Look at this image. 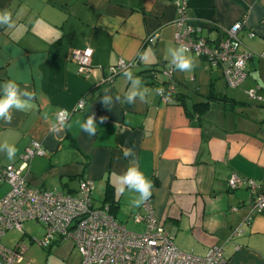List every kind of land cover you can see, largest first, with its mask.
<instances>
[{"label":"crops","instance_id":"crops-1","mask_svg":"<svg viewBox=\"0 0 264 264\" xmlns=\"http://www.w3.org/2000/svg\"><path fill=\"white\" fill-rule=\"evenodd\" d=\"M186 11L209 39L221 35V26L245 19L239 35L251 51L247 74L230 88L220 66L189 52L197 66L190 72L173 69L176 98L165 104L156 90L165 76L154 80L149 71L168 64L169 49L176 47L172 0H0V13H10L13 22L11 28L0 25V85L15 79L35 93L30 110L14 111L11 124L0 121V143L17 149L12 160L0 151V162L17 165L25 146L37 141L46 154L34 155L22 170L29 185L74 194L79 180L89 178L94 200L132 224L138 193L118 190L119 176L133 159L123 151L132 148L140 171L152 181L156 215L178 248L203 256L220 244L225 264H264V209L246 221L248 189L227 184L235 173L253 178L264 191V0H188ZM151 32L157 33L155 42L144 43ZM85 46L93 49L87 77L76 73L70 57ZM138 56L129 70L149 89L147 102L105 106V89L123 98L130 87L123 74L99 84L107 66ZM255 87L260 99L247 94ZM194 95L205 99L194 101ZM80 100L83 106L67 121L71 126L54 131L56 111L73 109ZM204 101L205 109L194 107ZM90 115L95 136L76 123ZM8 188L0 182V196ZM236 228L239 234H233ZM25 239L37 243L40 236L24 231L12 245H26ZM24 263L36 264L26 257Z\"/></svg>","mask_w":264,"mask_h":264},{"label":"built area","instance_id":"built-area-1","mask_svg":"<svg viewBox=\"0 0 264 264\" xmlns=\"http://www.w3.org/2000/svg\"><path fill=\"white\" fill-rule=\"evenodd\" d=\"M177 17L174 20V41L176 46L186 45L189 52L204 57L211 65L222 69L228 87L235 88L245 79L246 65L251 51L243 46L240 32L245 27V19L240 18L230 26H221V35L209 39L200 34V27L189 20L186 8L188 0H172ZM248 36L252 30L246 29ZM157 33L151 32L144 43L153 44ZM93 49L90 46L75 48L71 51V59L76 63V73L87 77L91 70ZM264 55V54H262ZM139 56L132 60L120 58L115 64L107 66L106 74L99 84L112 81L118 75L130 69ZM173 67L159 64L149 71L154 80L159 73L165 80L157 83L158 94L165 104L173 103L177 93L176 83L172 79ZM257 88H250L247 94L252 99H260ZM158 93V92H157ZM83 106L80 100L73 109H66L70 116ZM61 108L56 111L55 117ZM69 116V118H70ZM68 118V119H69ZM46 150L37 141L30 142L20 154L17 165L0 162V182L9 186L7 192L0 196V264H25L24 257L27 246L17 242L12 247L2 244L1 238L8 230L23 233V224L34 220L43 226V235L36 242L48 247L51 242L74 239L81 253L80 264H225L226 258L220 244L211 245L203 256L183 251L173 241V234L159 221L152 196L143 203L132 217L140 230L128 229L125 223L117 220L107 203H97L93 198L94 183L89 178H81L74 194H64L57 190H43L29 185L22 175V170L34 155H45ZM231 189L245 186L249 191V209L245 216L250 221L254 214L264 209V191H258V183L250 177L231 174L227 179ZM233 207V210H238ZM240 228L233 230L239 234Z\"/></svg>","mask_w":264,"mask_h":264},{"label":"clouds","instance_id":"clouds-1","mask_svg":"<svg viewBox=\"0 0 264 264\" xmlns=\"http://www.w3.org/2000/svg\"><path fill=\"white\" fill-rule=\"evenodd\" d=\"M0 25H6L7 27H13L11 14L8 12L0 13ZM169 55L171 57L170 64L174 70L181 72H190L196 66L197 62L189 54V49L186 45H179L169 49ZM125 78L130 81V87L124 94L123 98L120 95L110 94L109 89H105V94L101 97V102L105 106L113 105L115 103L120 104H134L137 99L141 102H147V95L149 89L142 86L141 78L135 76L133 72L126 69L123 72ZM158 94L163 93V89L157 90ZM35 98V93L27 88H21L20 84L15 79H9L0 85V121H4L6 124H11L13 120L14 111H27L30 110L32 102ZM70 113L66 109L59 111L56 117V122L53 124V130H59L67 124ZM102 122V121H101ZM81 131L87 133L89 136H95L97 133V124L94 115H90L87 119L77 120ZM0 151L7 154L9 160L14 159L16 155V147L13 144L7 142L0 143ZM124 158L132 157L130 166L126 171L119 176V192L123 194L125 190L138 193V197L133 199L132 205L134 207H140L145 203L152 195L153 184L142 171H140L137 163L135 152L132 148H127L123 151Z\"/></svg>","mask_w":264,"mask_h":264},{"label":"rangeland","instance_id":"rangeland-1","mask_svg":"<svg viewBox=\"0 0 264 264\" xmlns=\"http://www.w3.org/2000/svg\"><path fill=\"white\" fill-rule=\"evenodd\" d=\"M204 99L201 96H193L194 101ZM132 224L135 225L133 222ZM132 224L130 222L126 223L127 228L131 230H138L140 228L138 225H135L137 227H133ZM23 230L30 236H40L41 238V235H43V226L34 220L24 222ZM19 237V231L10 229L2 236L1 242L10 247ZM24 241L28 247L25 254L26 260L32 258L36 264H80L81 262V253L72 238L55 240L48 247H42L38 243H30L28 239Z\"/></svg>","mask_w":264,"mask_h":264},{"label":"trees","instance_id":"trees-1","mask_svg":"<svg viewBox=\"0 0 264 264\" xmlns=\"http://www.w3.org/2000/svg\"><path fill=\"white\" fill-rule=\"evenodd\" d=\"M150 71H151V69H150ZM175 98H176V96H175ZM207 104H208L207 101L196 102V103H194V107L201 111V110H203V109H205L207 107Z\"/></svg>","mask_w":264,"mask_h":264}]
</instances>
